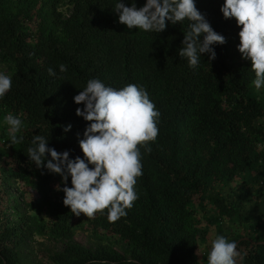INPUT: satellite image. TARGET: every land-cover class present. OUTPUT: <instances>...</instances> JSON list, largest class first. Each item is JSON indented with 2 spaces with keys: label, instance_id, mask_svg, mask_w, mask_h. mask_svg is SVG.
<instances>
[{
  "label": "trees",
  "instance_id": "1",
  "mask_svg": "<svg viewBox=\"0 0 264 264\" xmlns=\"http://www.w3.org/2000/svg\"><path fill=\"white\" fill-rule=\"evenodd\" d=\"M65 2L0 0V62L13 81L0 99V264H23L34 233L68 240L53 255L56 264H208L211 245L203 243L211 227L220 235L224 222H247L241 211L264 196V88L256 90L251 61L238 51L235 18L224 19V0H196L226 43L215 45L214 60L201 56L193 69L178 53L189 21L169 24L160 34L130 30L113 11L115 0H68L67 15ZM145 2L136 0L137 7ZM60 64L68 71L61 73ZM93 78L117 89L143 85L160 111L157 139L138 146L139 198L114 223L107 209L94 218L71 213L63 203L62 177L37 168L26 154L33 137L43 135L58 151L83 155L77 134L88 122L76 114L83 105L74 96ZM8 114L23 121L20 144L9 142ZM233 182L229 201L217 187ZM14 187L19 195L11 193ZM82 217L119 236L125 252L74 241ZM259 225L251 228L257 232ZM228 240L238 242L236 264H264V238L242 230Z\"/></svg>",
  "mask_w": 264,
  "mask_h": 264
},
{
  "label": "clouds",
  "instance_id": "2",
  "mask_svg": "<svg viewBox=\"0 0 264 264\" xmlns=\"http://www.w3.org/2000/svg\"><path fill=\"white\" fill-rule=\"evenodd\" d=\"M112 9L130 30L160 34L169 24L189 21L178 53L193 69L199 66L201 56L214 60L215 45L226 43V37L198 9L196 0H146L141 7H137L136 0L130 5L115 0ZM220 11L224 19L235 18L240 28L238 51L243 59L251 61L255 88H264V0H224ZM59 70L67 72L68 67L60 64ZM48 73L56 76L51 67ZM12 83V77L0 71V99L11 90ZM74 102L83 105L76 114L88 122L82 136L77 134L83 155L73 157L71 150L58 151L43 135L33 137L26 154L37 168L62 177L63 203L70 206L71 213L94 218L97 212L107 209V219L114 223L127 216L126 210L139 198L135 186L143 175V164L138 146L157 139L160 111L143 85L130 83L117 89L98 78L89 79L74 96ZM4 121L9 126L10 144L22 143L24 136L17 135L22 130V119L8 114ZM71 128L70 123L66 125L65 133ZM239 255L237 241L221 234L212 241L207 262L236 264ZM126 264L138 262L128 260Z\"/></svg>",
  "mask_w": 264,
  "mask_h": 264
},
{
  "label": "rangeland",
  "instance_id": "3",
  "mask_svg": "<svg viewBox=\"0 0 264 264\" xmlns=\"http://www.w3.org/2000/svg\"><path fill=\"white\" fill-rule=\"evenodd\" d=\"M68 0L61 6V10L64 14L69 13L70 6L67 4ZM0 71L4 72L5 74L10 76V70L8 67L0 62ZM263 88L257 90L258 92L262 91ZM237 184L235 182L229 185H223L217 187L218 192L224 194L228 200H231L235 193V189ZM11 193L13 195H19V191L16 187L11 189ZM9 216H13L12 218H16V214L13 213L11 208H8L6 211ZM242 215L247 219V222L240 224V223H230L224 222L220 227L219 231L221 230V234L225 235L227 238L234 236L236 234L246 232L248 235H252L257 238H264V196L260 198H252L245 209L241 211ZM45 217L46 221L50 220L49 216H45V214L41 215ZM260 222L259 228L257 232L254 231L251 226L255 225L256 222ZM76 232L74 235L73 240L79 242L89 248L97 249L102 244H110L115 247L117 250L121 252H125V244L124 241L117 235L99 230L94 229L87 218L82 217L76 223ZM218 231V232H219ZM220 234V235H221ZM217 236V228L211 227L209 233V240L203 243V247H208L212 245V241ZM68 240H58L48 236L39 235L37 233L32 234V237L29 241L25 244L24 247V262L23 264H56L52 257L53 255L64 249L67 245Z\"/></svg>",
  "mask_w": 264,
  "mask_h": 264
},
{
  "label": "water",
  "instance_id": "4",
  "mask_svg": "<svg viewBox=\"0 0 264 264\" xmlns=\"http://www.w3.org/2000/svg\"><path fill=\"white\" fill-rule=\"evenodd\" d=\"M237 244H238V242H237Z\"/></svg>",
  "mask_w": 264,
  "mask_h": 264
}]
</instances>
